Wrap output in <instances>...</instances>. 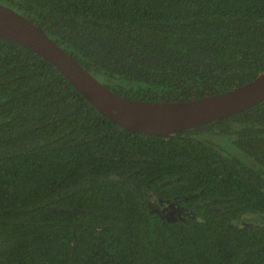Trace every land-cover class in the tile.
Segmentation results:
<instances>
[{
  "label": "trees",
  "instance_id": "trees-1",
  "mask_svg": "<svg viewBox=\"0 0 264 264\" xmlns=\"http://www.w3.org/2000/svg\"><path fill=\"white\" fill-rule=\"evenodd\" d=\"M0 2L127 97L192 100L264 71V0ZM0 264H264V99L135 132L0 38Z\"/></svg>",
  "mask_w": 264,
  "mask_h": 264
},
{
  "label": "water",
  "instance_id": "water-1",
  "mask_svg": "<svg viewBox=\"0 0 264 264\" xmlns=\"http://www.w3.org/2000/svg\"><path fill=\"white\" fill-rule=\"evenodd\" d=\"M0 38L14 41L52 63L101 114L125 129L168 136L234 114L264 99V71L224 92L185 101H151L107 87L42 28L0 2Z\"/></svg>",
  "mask_w": 264,
  "mask_h": 264
}]
</instances>
